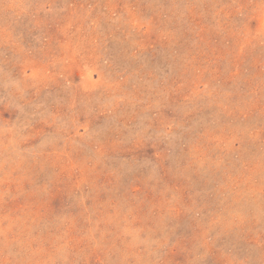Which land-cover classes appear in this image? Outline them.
<instances>
[{"label":"rangeland","instance_id":"obj_1","mask_svg":"<svg viewBox=\"0 0 264 264\" xmlns=\"http://www.w3.org/2000/svg\"><path fill=\"white\" fill-rule=\"evenodd\" d=\"M0 264H264V0H0Z\"/></svg>","mask_w":264,"mask_h":264}]
</instances>
